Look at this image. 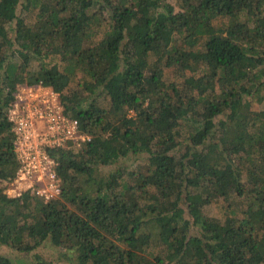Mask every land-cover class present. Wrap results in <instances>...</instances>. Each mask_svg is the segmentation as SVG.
Segmentation results:
<instances>
[{"label": "trees", "instance_id": "16d2710c", "mask_svg": "<svg viewBox=\"0 0 264 264\" xmlns=\"http://www.w3.org/2000/svg\"><path fill=\"white\" fill-rule=\"evenodd\" d=\"M40 84L91 137L55 152L49 202L6 194L9 111ZM45 244L72 264H264V0H0V245L34 257L0 264H47Z\"/></svg>", "mask_w": 264, "mask_h": 264}, {"label": "built area", "instance_id": "2783aa9c", "mask_svg": "<svg viewBox=\"0 0 264 264\" xmlns=\"http://www.w3.org/2000/svg\"><path fill=\"white\" fill-rule=\"evenodd\" d=\"M15 133L19 167L6 194H24L49 202L60 197L62 186L55 152L74 142L78 146L91 140L77 120L65 113L60 94L43 85L23 87L9 111Z\"/></svg>", "mask_w": 264, "mask_h": 264}, {"label": "rangeland", "instance_id": "374dc122", "mask_svg": "<svg viewBox=\"0 0 264 264\" xmlns=\"http://www.w3.org/2000/svg\"><path fill=\"white\" fill-rule=\"evenodd\" d=\"M51 63V62H49ZM144 162V157L131 156L128 158L121 159L118 163L110 167H101L99 172L101 175H108L118 169H132L133 167ZM205 214L210 218H223L220 208L216 205H211L205 208ZM44 262L47 264H72L71 260L68 259L67 253L61 248H55L50 244L43 245L36 252ZM0 255L9 256L11 258L23 257L28 261L34 262L33 256H20L17 252L11 250L7 246L0 245ZM66 256V257H65Z\"/></svg>", "mask_w": 264, "mask_h": 264}]
</instances>
